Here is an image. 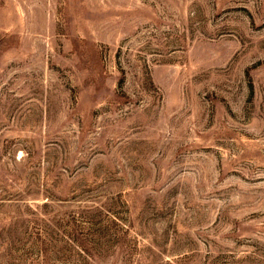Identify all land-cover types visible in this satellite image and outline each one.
Returning <instances> with one entry per match:
<instances>
[{
  "label": "rangeland",
  "instance_id": "rangeland-1",
  "mask_svg": "<svg viewBox=\"0 0 264 264\" xmlns=\"http://www.w3.org/2000/svg\"><path fill=\"white\" fill-rule=\"evenodd\" d=\"M0 264H264V0H0Z\"/></svg>",
  "mask_w": 264,
  "mask_h": 264
}]
</instances>
